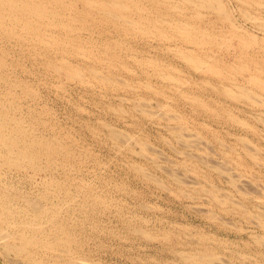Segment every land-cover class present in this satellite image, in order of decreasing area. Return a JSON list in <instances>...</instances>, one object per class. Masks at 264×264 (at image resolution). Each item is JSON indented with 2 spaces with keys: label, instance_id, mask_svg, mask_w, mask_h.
<instances>
[{
  "label": "rangeland",
  "instance_id": "obj_1",
  "mask_svg": "<svg viewBox=\"0 0 264 264\" xmlns=\"http://www.w3.org/2000/svg\"><path fill=\"white\" fill-rule=\"evenodd\" d=\"M223 1H225L228 9L235 8V0ZM205 13L207 12L205 11ZM235 13L237 16H239L236 11ZM207 14L205 18L214 17L212 13ZM240 21L241 23L243 22L242 20ZM246 23L244 25L249 26L248 24L250 23ZM106 28V26L98 27L94 32L95 34H93L94 36H89L86 32L88 30H84L83 35L84 37H93L94 39H99L101 35L103 36L105 34L104 36H107L109 34L108 37H110L112 40H118L119 38L120 40L123 39V42L127 43L128 45H132V51L131 49H128L129 51H125L124 49V51L122 52L123 57H125L127 51L140 57L152 56L154 58H157L159 62L161 60V62H167V64H169L170 62L178 66L180 69H183L179 73L182 72L183 75H186V78L189 77L188 79L195 80L196 77H198V73L191 71L189 68L187 69V67H185L180 60L172 55V50L166 52L163 49L153 47L147 44L146 39L144 40L140 36H137L138 38L133 36L135 40L132 35H130L131 37L127 36V38L130 39H125L123 36H120L119 33L113 31L112 28ZM105 32H108L107 35ZM5 45V48L2 50H5L6 53L3 55H6V63L9 62L10 64L8 63L7 67L4 69V72H9L8 74H11V76L13 77L11 79L13 80H21L22 83H18L17 85L14 84L12 88L14 87L13 92H16L18 94V98L21 100L22 104L20 106L21 108H18L17 105L14 104L15 101L18 100V98L16 97V99L13 100L8 95L7 97H9V101H6L4 99L5 105L1 103L0 106H10V109L15 111L17 114L25 117V119L27 120V124L30 121L29 116L30 119L34 118L31 121L34 124V127L37 126L34 129L35 133L42 134L48 139H52L53 137V139H55L56 136L58 138V141L61 142L63 146L67 147V150L70 152V156L68 155L63 157L64 155L62 154V156L60 155L58 157V160L53 159L51 161L53 169L51 170V172L49 171L48 178H55L56 180L58 179L57 181L61 182L64 181L67 190L69 189L70 193L72 189V193L70 195V197H72L73 199V201H71L72 203L64 200L66 197V188L65 191L64 189H62L60 192L57 189L53 190L50 185L44 186L42 182H39L40 176L37 175L38 173H35L36 175L33 174L35 175L34 177L33 175L31 176L30 173L26 170L15 171V169L11 170L9 168H5L6 170H3L4 177L3 174L0 177V188L2 186V188L0 189V202L2 203L3 201L8 200V207H11V210H13L14 208V212L18 213V215L16 214L17 219L19 218V216H21V213L27 211V209L28 212L32 210L30 208L32 207V205L30 206L28 200L33 201L35 199L33 202H46L45 204L51 203V205L53 203H57L56 209H59V218L63 220L65 229H67L68 231H70L69 229H72L70 232H68L71 235V239H73L72 242L76 240L74 242L76 243L75 245L74 243L71 244V247L73 248H70L72 252L69 258H71L73 254H75V257L78 255L77 259L82 261V264H189L188 261L182 262V250H184V252L192 253V251H197L196 249H198L197 256L213 252L217 255L220 254V256H218L220 257L221 261H226L228 264H243L242 262L245 261L246 262L244 264H264V225H262L264 223V162H262V160H264V123L256 118L257 112L255 113L254 110L243 107L242 104H236L239 105L237 108H246V114H241L240 116L242 118H245L249 124L252 123V125L250 126L251 128H249L250 131L246 128H244V130L242 127H239L238 124L233 125L230 122L226 123L225 117L220 116L222 114L216 115L219 118L218 120L217 118H209L202 106L192 103V101L190 102L189 100L181 96V91L185 90L188 91L189 94H191L190 96H193L192 93H194V95L197 94L196 96H200L202 94L199 98H203L206 105L211 107V109L218 107L222 110V108L224 107L225 109H236L235 112L238 113V109L234 107V104L232 102L227 101L223 98L218 99L216 96H211L212 94L210 92H204L205 86L207 85L203 84L202 82H199L200 85H198L201 86V88L198 86L199 90L197 89L196 92H194L195 90H192V83L183 84V86H181V88H179L178 90H176L175 88V90H172L170 89V87L166 88V85L161 78L160 80L159 77L152 76L150 82L153 84V87L161 88V90H164L166 97L161 95L155 96L153 90H145L144 87H142L143 89L137 88L127 92L117 90L112 91V89L109 88V91H104L105 88L102 87L97 88V86L95 88L86 86L72 80L70 81L56 75H51L48 70L43 67V59H37V56H34L35 52H33V49L29 48L28 45H26L27 47L22 46L24 48L26 47L27 49H24L22 47L21 49L20 46L18 47V45H14L11 43H5ZM2 50L0 48V51ZM118 51L121 50L118 49ZM27 53H31L32 57L30 56L31 54L28 55ZM55 53V51L48 52L49 55H53ZM25 55L27 57H25ZM13 56L15 58H13ZM23 57H25V59ZM26 58H28L29 60ZM72 58L74 62L79 61L73 56ZM125 61L130 62V68L135 72L136 65L134 66L135 63H133V60L127 57ZM16 62L19 63V65L21 64V66H19ZM121 72V76L123 75V77H129V74H127L126 71L122 70ZM137 72L139 73H135L136 75H131L134 77L133 83H139L138 81L136 82V80L138 79H143L141 81H144V79H146L145 74L141 76L139 75L140 72L142 73L141 69L140 71L137 70ZM23 81L25 82V87L30 85L33 88L34 86L35 89H33L35 91L32 97L23 94L25 89L23 88ZM6 87L7 85L4 84L3 81H0V98L3 97V94H6ZM188 88H190L191 90H188ZM118 94L120 96H118ZM121 96L123 98H121ZM178 97L181 98L178 99ZM166 98L168 100H166ZM183 98L184 100H187L185 101V103ZM121 100L122 102H120ZM138 100H141V102L143 101V104L146 102L145 104H148L147 108L151 112H153L152 110L155 111V113L153 112L154 116L151 114V112V115L148 114V116H146V114L142 113L139 109L134 110L136 109L135 106L138 103ZM207 100L210 101L208 102ZM168 102L172 105L171 110L169 111L172 114L169 116H171L173 119H170L169 121L167 120V117L164 118V115L168 116L166 113H164V111L167 109L160 106L162 103ZM210 102L212 103L210 104ZM121 104L122 108H124L123 112L125 113L122 114L120 112L122 116L120 115V113L114 110L116 109V107L119 108ZM11 105L13 107H11ZM132 106L135 108H132ZM191 106H193V108ZM194 106L197 107L194 108ZM175 112H177L181 116L179 115L178 117V114ZM160 113L161 116L159 117ZM174 114L175 117L173 118ZM157 115L159 118H161L163 115L162 119L159 120V118H157ZM182 116L185 119L180 118ZM262 118H264L263 115ZM205 122L210 125V128H207L208 130L203 128V123ZM178 123L181 126H179ZM169 125H176V127H181V130L184 129L183 131L188 136L191 135V139L193 137L194 139H190L188 140V142L187 140L185 141L178 139V137L172 133V129L170 130ZM252 127L255 129H252ZM112 128L117 130L119 128L120 133H122V131L124 133L127 132L128 134L126 133V139L124 133V136L120 135V137L118 135L119 138H109V136L111 137L112 135L109 134L108 131L111 133ZM253 130H255V132ZM213 134H216V137ZM236 135H246L249 141L245 140L244 142L247 144L244 145L247 146L249 144L251 148L255 150V153H257L255 154V157L259 156L257 157L258 159L255 158L258 160V162L257 160H254V158H251L250 155L247 154V156L246 153L244 154V152L242 151L244 150L243 141H237L235 137ZM122 137H124V139ZM127 139L128 141H125ZM144 140H146L145 142L148 143L147 145H150L152 149L148 147L150 150L146 148L145 151L143 150L141 152L142 147H140L138 143L136 144V142H139L141 145L142 141ZM165 140L167 143L165 142ZM124 141L126 143H124ZM128 142H130L129 146L127 144ZM191 143H193L194 145ZM253 143L254 145H252ZM114 144H116L117 146ZM221 144L223 146H221ZM231 151H233L234 153H231ZM136 152L141 154H137ZM144 152H146V154ZM238 153L240 154L239 156L243 157V160L238 157ZM152 155L154 156L152 157ZM201 156L202 158H204V162L205 160H207L212 164H215L216 162L220 164L222 163V165H224L230 172L232 171L231 174L235 175V178H237V182L239 183L238 187H232V185L228 181H226V179H224L225 177L223 175H220L218 171H216L215 169L212 170L211 167L202 162ZM150 157L152 158L150 159ZM191 160L193 161V163L191 162ZM194 161L197 163H195ZM228 162L230 163L228 164ZM138 167H143L145 172L142 169L141 172L143 173L141 174L138 169H135ZM172 170L176 172L173 176H175V174L178 175L176 176L177 178L172 176ZM147 174H150L153 180L152 178H149L150 176H148ZM145 176L146 178H144ZM81 180L84 183H82ZM86 181L88 182L89 186L88 184H86ZM81 183L83 185H86L83 186ZM91 184L92 186H90ZM85 187L87 188V190ZM89 189L91 191L93 190V193L90 192ZM181 189L183 191L182 193H184L185 190V195L180 194ZM238 189L240 190V192ZM13 190L16 192H14ZM49 190H52L53 192H49ZM83 190L85 193L83 192ZM178 190L180 192H178ZM244 192L245 194L243 195ZM87 193H90L92 195L90 196V199L88 198L90 202L89 200H87L84 207L83 203L86 200L85 197ZM214 193H217L219 196L217 194V196L214 195ZM61 194L65 195L62 196ZM95 195H97V197ZM188 195L191 197L188 198ZM25 197L26 199H28L26 200ZM42 197L45 199V201ZM98 197L103 198L104 200L106 198L107 202H104L106 203L104 204L106 207L101 206L100 203H98ZM222 197L224 198V200ZM58 198L61 203L63 202L65 203V205L63 203L61 204ZM192 198L194 199L192 200ZM217 198L219 199V201L217 200ZM221 199L223 201H221ZM227 199L229 200L228 202ZM230 200L233 203H231ZM226 204L227 208L225 206ZM62 212L66 213L63 214ZM258 215H260L262 218ZM254 217H257V220ZM2 225L6 227V225H4L2 221H0V226ZM44 226L48 227L46 222H44ZM134 227L136 229H133ZM8 228V231L12 230L11 227ZM73 229L75 231H73ZM139 229L144 232L140 233ZM142 233H145V235L143 236ZM145 236H147V238ZM148 237H152L154 239ZM203 237H206L208 239H203ZM224 239L227 240V242ZM224 243H226L225 246ZM196 244L199 245V247ZM220 246L223 249L219 248ZM33 248L32 252L36 253H33V257L38 261L43 259V262L40 261V263H38L31 259L32 257L30 256L26 257L22 254L24 256L22 257V255L16 254V252H14L13 250L8 251L0 241V264H56L57 262V264H69L68 256L63 252L55 253L49 250L42 249L40 247ZM36 250H38L39 253ZM44 250L46 252H44ZM6 251L8 252L6 253ZM76 252H78V254ZM176 252H179V255ZM49 254H51V256ZM58 254H62V256ZM242 254L245 256H243ZM35 255L37 256L35 257ZM246 255L248 257H246ZM40 257L42 258L40 259ZM179 257L182 259H180ZM63 258L65 259V261ZM252 258L255 259L253 260ZM197 263L202 264L203 261L200 260Z\"/></svg>",
  "mask_w": 264,
  "mask_h": 264
},
{
  "label": "bare ground",
  "instance_id": "obj_2",
  "mask_svg": "<svg viewBox=\"0 0 264 264\" xmlns=\"http://www.w3.org/2000/svg\"><path fill=\"white\" fill-rule=\"evenodd\" d=\"M205 11L207 13H210V14L212 13L214 15V17L213 18H205L206 14H207V13H205ZM235 11L238 13L239 16L236 15ZM240 20L243 21L242 22L243 24L241 23ZM246 22L250 23V24H248L249 26L244 25ZM100 26H106L107 28H112L113 31H116L117 33H119L120 36H123L125 39L127 38V36H130V35H132V37L133 36L134 37L140 36L142 39H144V40L146 39L147 44H149L153 47L163 49L166 52H169V50H172L173 51L172 55H174L178 60H180L182 62V64L185 67H187V69L189 68L191 71L198 73V77H196L195 80L194 79L193 80L188 79L189 77L186 78L185 77L186 75H183L182 72L179 73L183 69H180L178 66H176L175 64L170 63V62H169V64H167V62L166 63L161 62L162 60L160 58L159 59L161 61L159 62L157 58H154L152 56L151 57H146V56L140 57L138 55H134L132 53H129L128 49H131V51H132V45H128L127 43L122 41L123 39L120 40V38L118 40H116V39L112 40L110 37H108L109 36V34L107 35L108 32L107 33L105 32L107 36H104L105 34L103 33L104 35L103 36L101 35V37L99 39H94L93 37H84V35H83L84 30H88L86 32L89 36H94L93 34H95L94 33L95 30ZM99 29H101V28H99ZM103 31H105V30H103ZM100 33H101V31H100ZM127 39H130V38H127ZM134 40H135V38H134ZM5 43H9V44L11 43L14 45H18V47L20 46V48L22 46L28 45L29 48H32L33 52H35L34 56L36 55L37 59L38 58L43 59L44 66L43 65H41V66L46 68V70H48V72L51 75H56L58 77L65 78L66 80H70V81L72 80V81L78 82L79 84L80 83L84 84L86 86H91V87H95V88L97 86H98L97 88L102 87V88H105L104 91L108 90V88H109V89H112V91L117 90V91H126L127 92V91H131V90L137 89V88L143 89L142 87H144L145 90L146 89L147 90H149V89L153 90L155 93L154 94L155 96L161 95V96L166 97L164 90H161V88L153 87V84L150 82V79L152 76L159 77V79L161 78L164 81L166 88L170 87V89H172V90H175V89L178 90L179 88H181V86H183V84L192 83L193 84L192 90H195L194 92H196L198 89V86L200 85L199 82H202L203 84L207 85V86H205V89L203 88L205 90L204 92H206V91L210 92L212 94L211 96H214V97L216 96L218 99L223 98V99H226L227 101L232 102L234 104L235 108H237L240 104H242L243 107H246L247 109L249 108L251 110H254L255 113L257 112L256 118L259 121L264 123V118H262V115L264 116V0H235V8H231V9L230 8L228 9L227 5L225 4V1H223V0H0V48H1V50L5 48V46H6ZM26 47L25 48L22 47V48L27 49ZM118 49H120L121 51H118ZM124 49H125V51L128 50L125 57H123V55H122V52L124 51ZM49 51H55L56 53L53 55H49L48 54ZM5 53H6L5 50L0 51V81L1 82L3 81L4 84L7 85V87H6L7 90H5L6 94H3V97L1 96L2 98H0V104L3 103L4 105H5V100L7 101L9 99V97H7L8 95L13 100H15L16 97L17 98L19 97L16 92L15 93L13 92L14 87L12 88V86L14 84L17 85L18 83H22L21 80L11 79L13 77L11 76V74H8L9 72H7V71L4 72V69L7 67V65L9 63L8 61H7L8 63H6V59H5L6 55H3ZM11 53H12V51H11ZM30 54H28V55H30ZM123 54H125V53H123ZM26 55H25V57H27ZM30 56L32 57V54ZM72 56L75 57L79 61L77 62L75 60L76 62H74ZM25 57H23V58L25 59ZM127 57L132 59L133 63H135L134 64V66L136 65L135 72L132 71V69L130 68L131 67L129 65L130 62L125 61L127 59ZM13 58H15V57L13 56ZM26 59H28V58H26ZM36 62H37V60H36ZM17 64L19 65V63H17ZM11 65H12V63H11ZM19 66H21V64ZM134 66H132V67H134ZM140 69H141L142 73L140 72L139 75L141 76V75L145 74L146 79H144V81H141L143 79H140V80L135 79L136 82L138 81L139 83H133L134 77L131 75H136L135 73H139V72H137V70L140 71ZM122 70L126 71V73L129 74V77L128 76L123 77V75L121 76ZM131 72H134V73H131ZM35 77H37V76H35ZM185 78H186V80H185ZM155 81H156V79H155ZM161 83H163V82H161ZM20 86H23V85H20ZM157 87H158V85H157ZM199 87L201 88V86H199ZM23 88H25L23 94L29 95L30 97L33 96L34 91H35L34 86H33L34 89L30 85L25 87V82H24ZM167 90H169V89H167ZM188 90H191V89L188 88ZM181 94H182L181 95L182 97L189 100L190 102L192 101V103H195L199 106H202L203 109L206 111L209 118H215V119L217 118V120H218L219 118L216 115L222 114L220 116L225 117L226 123L230 122L233 125L238 124L239 127H242L243 129L246 128L247 130L250 131L249 128H251L250 126L252 125V123L249 124L245 118H242L240 116L241 114H246V108H243V109H241V107L237 108L238 113L235 112L236 109L235 110L225 109L224 107L222 108V110L219 109L218 107L211 109V107L206 105L203 98L202 99L199 98L202 94L200 96H196L197 94L194 95V93H192L193 96H190L191 94H189V92L186 90L181 91ZM118 96H120V95L118 94ZM121 98H123V97L121 96ZM180 98L178 97V99H180ZM184 98H183V100H184ZM166 100H168V99L166 98ZM187 100H184V103ZM135 101H136V99H135ZM148 101H152V100H148ZM223 101H225V100H223ZM120 102H122V100ZM211 103L212 102H210V104ZM14 104H16L18 108H21L20 106L22 103H21V100L19 98H18V100L15 101ZM144 104H143V101L141 102V100H138V103L136 104V106L134 105L136 107V109H134V110L139 109L142 113H144V114H146V116H148V114H150L151 111L147 108L148 104H145V105ZM236 104H239V105H236ZM151 106H152V104H151ZM160 106H162L163 108H166L168 110V111L165 110L166 112L164 111V113H166L168 115V116L164 115V118L167 117L168 121L170 119L173 120L172 117L169 116L172 114L171 112H169L171 110L172 105L168 102V103H162ZM9 107L10 106H5V107L0 106V177L2 176V174L4 172L3 170L5 168L6 169L9 168L11 170L15 169V171L16 170H26L27 172L30 173L31 176L35 173L36 174L38 173L37 175L40 176V177L37 176L40 178L39 182L40 183L42 182L44 186L50 185L53 190L57 189L60 192L62 189H64V191H65V188L67 190V187H66L64 181L61 182V181H57L58 179L56 180L55 178H51V179L48 178L49 171L51 172V170L53 169V165H51V161L53 159L58 160V157L60 155L62 156V154L64 155L63 157L68 156V155L70 156V152L67 150V147L63 146V144L58 141V138L56 136H55V139H53L54 138L53 136H52L53 137L52 139H48L45 136H43L42 134L35 133L34 129L37 126L34 127V124L31 121L32 119H34V118H32L34 115L31 117L32 119H30V116H29L30 121L27 124V120L25 119V117H23L20 114H17L15 111L10 109ZM11 107H13V106L11 105ZM135 107L132 106V108H135ZM191 107L193 108V106H191ZM195 107H197V106H194V108ZM234 107H232V108H234ZM108 108H110V107H108ZM123 109L124 108H122V104H121V106H119V108L116 107V109H114V110H116L118 113L121 112L123 114L124 113ZM152 111L155 113L154 110H152ZM153 112H151V114L154 116ZM156 112H157V110H156ZM172 112H174V111H172ZM19 113H21V112H19ZM121 113H120V115H121ZM175 113H177V112H175ZM156 114H155V116H156ZM179 115L180 114H178V117H179ZM160 116H161V113H160L159 117ZM159 117L157 115V118H159ZM162 117H163V115H162ZM162 117L159 118V120L162 119ZM174 117H175V114H174L173 118ZM180 118H183V116ZM175 119H174V121H175ZM179 119H177V120H179ZM183 119H185V118H183ZM41 122H39V123H41ZM180 122H182V121H180ZM44 123H45V121H44ZM205 123H203V128L208 130L207 128H210V125H208L207 123L205 124ZM257 123H258V121H257ZM37 124H35V125H37ZM167 124H169V123H167ZM166 126H168V125H166ZM179 126H181V125L179 124ZM114 128L111 129V133L108 131V133L112 135L111 137L109 136V138L113 137L116 139L118 137V135L124 136V134H125V139H126V133L127 132L124 133L121 129L122 133H120L119 128H118V130L114 129ZM169 128H170V130L172 129V133L175 134L178 137V139H180V140H185V141L187 140V142H188V140H190L192 137L191 135H190L191 137L188 136L183 131L184 129L181 130L182 128L178 127V126L176 127V125L175 126L169 125ZM252 129H255V128L252 127ZM253 131L255 132V130H253ZM209 132H210V129H209ZM213 135L215 136L216 134H213ZM127 136H129V135H127ZM235 137H236L237 141L242 140L243 145L247 144L244 142L245 140L249 141L248 138L246 137V135H243V136L242 135H238V136L236 135ZM122 138L124 139V137H122ZM128 139L125 141H128ZM192 139H194V137ZM130 140H131V137H130ZM146 140L142 141V144H141L142 146L140 145L139 142H136V144L138 143L139 146L142 147L141 152L143 150L145 151L146 148L150 147V145L148 146L147 145L148 143L145 142ZM166 140H165V142H166ZM125 141H124V143H126ZM205 142H206V140H205ZM184 143H186V142H184ZM127 144L129 146L130 142H128ZM191 144H193V143H191ZM114 145H116V144H114ZM248 145L247 146L244 145V147H243L244 150H242V151L244 152V154L246 153V155L248 154L251 156V158H254V160H257L258 159L257 157H259V156L255 157V154H257V153H255V150L252 149L250 145L249 146ZM252 145H254V143ZM221 146H223V145L221 144ZM129 150H131V149H129ZM157 152H159V151H157ZM180 152H182V151H180ZM144 153L146 154V152H144ZM231 153H234V152L231 151ZM137 154H141V153H137ZM227 154H228V152H227ZM192 155H194V154H192ZM237 155L239 158H241L243 160V157L239 156L240 155L239 153ZM153 156L154 155H152V157ZM188 156H189V154H188ZM152 157H150V159ZM194 157H196V156H194ZM235 157H236V155H235ZM198 158H200V157H198ZM198 158H197V160H198ZM201 158H202V156H201ZM255 158H257V159H255ZM191 159H192V157H191ZM154 160H155V158H154ZM203 160H204V158H202V162H204ZM80 162H81V160H80ZM191 162L193 163L192 160H191ZM209 162L207 160H205L204 163L207 166L211 167L212 170L215 169L216 171L219 172L220 175H223L225 177L224 179H226V181H228L232 185V187H236V188L238 187L239 183L237 182V178H235V175L231 174L232 171L230 172L224 165H222V163L220 164V163L216 162L215 164H212L211 162L210 163ZM257 162H258V160H257ZM262 162H264V160H262ZM195 163H197V162H195ZM229 163L230 162H228V164ZM259 163H257V164H259ZM241 165H243V164H241ZM78 166H79V164H78ZM133 167H135V166H133ZM76 169H77V167H76ZM135 169L136 170L138 169L141 174L143 173V172H141L142 169L145 172L143 167H138ZM174 173H176V172L173 171L172 176L174 175ZM248 174H250V173H248ZM35 175H33V176L35 177ZM147 175L150 176L149 178H152V176L150 174H147ZM146 176L144 178H146ZM176 176H178V175L175 174V176H173V177L177 178ZM183 176H185V175H183ZM3 177H4V174H3ZM152 180H153V178H152ZM155 180H156V178H155ZM2 182H4V181H2ZM81 182H82V180H81ZM194 182H197V181H194ZM82 183H84V182H82ZM180 183H182V182H180ZM86 184H88V182ZM178 184H179V182H178ZM85 185H83V186H85ZM162 185H163V183H162ZM88 186H89V184H88ZM90 186H92V184ZM1 188H2V186H1ZM73 188H75V187H73ZM86 190H87V188H86ZM89 190H88V192H89ZM179 190H178V192H180ZM202 190H203V188H202ZM45 191H47V190H45ZM50 191H52V190H49V192ZM198 191H199V189H198ZM14 192H16V191H14ZM83 192H84V190H83ZM90 192L93 193V190L92 191L90 190ZM182 192L183 191L181 189L180 194H184L185 190H184V193H182ZM212 192H215V191H212ZM239 192H240V190H239ZM71 193H72V189H71ZM71 193L68 189L65 193L66 197L64 200H66L67 202L73 201L72 197H70ZM217 193H214V195H216ZM65 194H63V195H65ZM96 194H98V193H96ZM244 194H245V192L243 193V195ZM91 195L92 194H90V193L86 194V197H85L86 200L83 203L84 207H85V203L87 202V200H89L91 198L90 197ZM95 196L97 197V195H95ZM6 197H7V195H6ZM26 197H25V199H26ZM190 197L191 196H189L188 198H190ZM93 198H94V196H93ZM32 199H34V198H32ZM193 199L194 198H192V200ZM58 200H59V198H58ZM217 200L219 201L218 198H217ZM223 200H224V198H223ZM223 200L221 199V201H223ZM28 201H29L28 203H30V206L32 205V207H30L32 210L30 212H28V209H27V211L21 213V216H19L18 219L16 217L18 215V213L14 212V208H13V210H11V207H8V200L3 201L2 203L0 202V221H2V223H4V225H6V227H4L3 225L0 226V241L2 242L3 246L8 251L13 250L14 252H16V254H19V255L23 254L26 257L30 256V257H32L31 259H33L35 262H38V263H40V261H42L43 259L38 261L37 259H35L33 257V255L36 254L35 252H32L33 247H40L42 249L49 250V251L55 252V253L63 252L64 254H67L69 264H82V261L77 259L78 255L75 257L74 256L75 254H73L71 256V258H69L71 255V252H72L70 248H73V247H71V244H73L76 240L74 242H72L73 239H71V235H70V233H68L72 229H69L70 231L65 229V224H64L63 220L59 218V214H58L59 209L58 210L56 209L57 203H53L51 205V203L45 204L46 202L45 203H41V202L39 203V202H33L32 200H28ZM44 201H45V199H44ZM54 201H56V200H54ZM97 201H98V203H100L101 206L106 207L104 205V204H106L104 202H107L106 198L104 200L103 198L98 197ZM228 201L229 200L227 199V202ZM89 202H90V200H89ZM60 203H61V201H60ZM110 203H111V200H110ZM231 203H233V202L231 201ZM63 204L65 205V203H63ZM236 204H237V202H236ZM66 205H67V203H66ZM25 206H24V208H25ZM87 206H88V204H87ZM225 206L227 208V204ZM15 207H16V205H15ZM58 207H61V206H58ZM67 207H68V205H67ZM82 210H83V208H82ZM65 213H63V214H65ZM260 215H258V216H260ZM211 216H212V214H211ZM204 217H206V216H204ZM254 218L256 219L257 217H254ZM44 222H46L48 227L44 226ZM255 223H256V221H255ZM262 225H264V223ZM233 226H235V225H233ZM8 227H11L12 230L8 231V229H9ZM133 229H136V228L134 227ZM245 229H247V228H245ZM73 231H75V230L73 229ZM139 232L141 233L144 231H141V229H139ZM202 233H203V231H202ZM144 235H145V233L143 234V236ZM203 235H204V233H203ZM208 235H210V234H208ZM145 237L147 238V236H145ZM160 237H162V236H160ZM165 237H168V236H165ZM206 237H203V239ZM78 238H76V239H78ZM148 238L154 239L152 237H148ZM206 239H208V238H206ZM257 239H255V240H257ZM222 240H223V238H222ZM198 241H199V238H198ZM216 241H219V240H216ZM225 241L227 242V240H225ZM205 242H207V241H205ZM258 242H260V241H258ZM75 244L76 243H74V245ZM217 244H218V242H217ZM225 244L226 243H224V246H225ZM199 245H197V246L199 247ZM197 246H196V248H197ZM219 248L223 249L221 246ZM205 249H206V247H205ZM38 250H36V251L38 252ZM45 250H44V252H46ZM196 250L198 251V249H196ZM218 250H220V249H218ZM8 251H6V253ZM197 251H192V253H189V252H184V250H182V255H183V257H182L183 261L182 262L188 261L189 264H201V263H197L200 260L203 261L202 264H223V262H224V261L223 262L221 261V259L219 257L220 254H218L219 255L218 256L217 254L212 252V253H205V255L197 256L198 255ZM76 253L78 254V252H76ZM51 254H49V255L51 256ZM62 254H58V255L62 256ZM245 254H247V253H245ZM23 255H22V257H24ZM36 256L37 255H35V257ZM39 256H42V255H39ZM67 256H66V258H67ZM243 256H245V255H243ZM246 257H248V256L246 255ZM41 258L42 257H40V259ZM182 258H180V259H182ZM194 258H196V259H194ZM57 259H58V256H57ZM252 259L254 260L255 258H252ZM61 260H62V257H61ZM64 261H65V259H64ZM238 262H239V260H238ZM245 262H242V263L244 264ZM30 263H31V261H30ZM53 263H54V260H53ZM177 263H179V262H177ZM59 264H61V263H59ZM224 264H228V263L225 261Z\"/></svg>",
  "mask_w": 264,
  "mask_h": 264
}]
</instances>
